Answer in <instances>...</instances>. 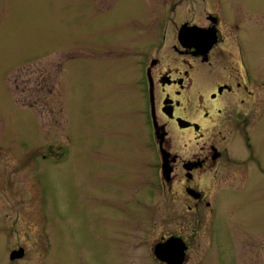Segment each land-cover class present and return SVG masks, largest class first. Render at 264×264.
<instances>
[{
	"label": "rangeland",
	"instance_id": "rangeland-1",
	"mask_svg": "<svg viewBox=\"0 0 264 264\" xmlns=\"http://www.w3.org/2000/svg\"><path fill=\"white\" fill-rule=\"evenodd\" d=\"M207 13L217 71V52L239 44L264 81V0H0V264H161L152 248L170 235L187 242L184 264H264L263 175L249 173L260 195L221 194L197 217L163 191L151 141L145 69L173 54L175 26ZM234 157L218 191L247 181ZM17 245L24 258L10 261Z\"/></svg>",
	"mask_w": 264,
	"mask_h": 264
},
{
	"label": "flooded vegetation",
	"instance_id": "flooded-vegetation-1",
	"mask_svg": "<svg viewBox=\"0 0 264 264\" xmlns=\"http://www.w3.org/2000/svg\"><path fill=\"white\" fill-rule=\"evenodd\" d=\"M205 18V24H185L207 30L214 26L212 18H216L217 44L206 55L199 54L201 50L197 46L185 48L179 43L177 33L181 25L175 26L173 54L150 61L141 91L143 104L148 106L151 141L159 170L161 162H166L170 169L167 177L159 171L163 191H167L171 201L186 203V209L197 217L206 210L212 218L221 194L232 201L234 198L247 201L261 194L257 182L250 185L249 178L253 176L249 173L259 172L264 177V167L252 146V135H259L260 127L264 126V81L251 73L239 44L236 54L229 49L217 52L224 62L221 71H217L210 53L222 41L220 22L216 15L209 13ZM233 29L240 33L243 30L238 26ZM165 37L162 34L163 41ZM204 84L211 86L207 93L203 91ZM177 138L183 143L175 147ZM47 156L59 159L61 153L50 149ZM232 156L239 160L238 166L247 168V181L218 191L213 186L214 179L231 177L228 168L220 175L218 168L230 166L234 162ZM208 176L210 180H206ZM171 236L181 238L170 235L161 241ZM181 239L188 250L186 240ZM20 249L24 252L20 245L12 249L9 258Z\"/></svg>",
	"mask_w": 264,
	"mask_h": 264
},
{
	"label": "water",
	"instance_id": "water-1",
	"mask_svg": "<svg viewBox=\"0 0 264 264\" xmlns=\"http://www.w3.org/2000/svg\"><path fill=\"white\" fill-rule=\"evenodd\" d=\"M212 19L214 26L207 30L196 26H188L187 24L182 25L177 33L179 43L185 48L197 46L201 50L199 54L206 55L205 53H207L218 40L215 28L216 18ZM169 171L170 169L167 163L163 162L160 172L167 177L170 173ZM184 244L181 238L171 236L153 245V257L158 262L164 264H184L187 259L185 255L187 247ZM23 255L24 252L20 249L12 252L9 259H21Z\"/></svg>",
	"mask_w": 264,
	"mask_h": 264
}]
</instances>
